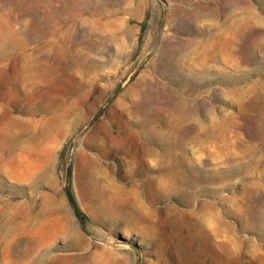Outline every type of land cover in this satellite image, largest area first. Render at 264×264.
I'll return each mask as SVG.
<instances>
[{
  "label": "rangeland",
  "instance_id": "1",
  "mask_svg": "<svg viewBox=\"0 0 264 264\" xmlns=\"http://www.w3.org/2000/svg\"><path fill=\"white\" fill-rule=\"evenodd\" d=\"M0 224V264H264V0H0Z\"/></svg>",
  "mask_w": 264,
  "mask_h": 264
},
{
  "label": "trees",
  "instance_id": "2",
  "mask_svg": "<svg viewBox=\"0 0 264 264\" xmlns=\"http://www.w3.org/2000/svg\"><path fill=\"white\" fill-rule=\"evenodd\" d=\"M67 195L69 197V200L71 201L72 204H75V199L73 196V192L70 188L67 189Z\"/></svg>",
  "mask_w": 264,
  "mask_h": 264
},
{
  "label": "bare ground",
  "instance_id": "3",
  "mask_svg": "<svg viewBox=\"0 0 264 264\" xmlns=\"http://www.w3.org/2000/svg\"><path fill=\"white\" fill-rule=\"evenodd\" d=\"M1 225V224H0ZM1 228H2V225L0 226ZM36 250V249H35ZM33 252V251H32ZM31 252V253H32ZM36 253H39V251L38 252H36ZM27 258V257H26ZM30 258V257H29ZM31 260V259H30ZM29 261V260H28ZM42 261V259H41V257L40 256H38L37 258H35V262L37 263V264H39L40 262ZM43 262V261H42Z\"/></svg>",
  "mask_w": 264,
  "mask_h": 264
}]
</instances>
